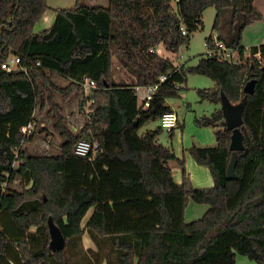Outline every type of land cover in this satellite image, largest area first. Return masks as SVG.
Masks as SVG:
<instances>
[{"label":"trees","instance_id":"trees-1","mask_svg":"<svg viewBox=\"0 0 264 264\" xmlns=\"http://www.w3.org/2000/svg\"><path fill=\"white\" fill-rule=\"evenodd\" d=\"M84 1L56 10L54 25L35 34L47 0H0V264H237V256L264 264V44L250 48L246 65L204 56L187 71L159 51L163 46L175 54L189 45L204 12L215 8L213 31L244 58L245 30L264 20L257 0H109L108 7ZM12 57L26 71L2 70ZM114 57L134 82L114 80ZM187 73L215 82L214 89L198 91L202 100L221 106L222 92L232 104L247 98L236 181L227 178L232 132L221 108L198 121L220 129L217 146L190 149L210 169L212 188L192 186L184 161L159 143L162 128L140 134L173 111L167 100L180 97ZM163 75L167 80L144 109L135 88L158 84ZM55 76L69 81L66 93L84 94L80 83L96 82L79 104L85 114L91 101L88 122L75 134L52 105L61 153L33 155L22 147L35 133L25 140L21 129L36 124V109L45 106ZM252 80L255 93L248 95L244 88ZM84 139L98 143L96 160L74 154ZM171 161L182 168L181 184ZM18 178L21 191L12 188ZM191 202L209 209L187 223ZM50 218L66 239L62 251L50 248ZM86 235L94 248L85 249Z\"/></svg>","mask_w":264,"mask_h":264},{"label":"rangeland","instance_id":"rangeland-1","mask_svg":"<svg viewBox=\"0 0 264 264\" xmlns=\"http://www.w3.org/2000/svg\"><path fill=\"white\" fill-rule=\"evenodd\" d=\"M70 4V2L64 1L58 8H62L63 6L68 7ZM173 6L175 13L178 14L176 1L173 2ZM256 6L264 14V0H257ZM56 10L54 8L51 11L56 12ZM215 17L216 9H207L202 16L203 26L192 36L189 45H183L179 52L175 54L166 52L165 48L160 46V54L169 58L175 66L185 71L191 67H195L199 63L200 58L207 56V38L211 35H216V32L212 29ZM38 26L40 25L35 26L34 33L40 32L38 31ZM242 44L247 49V55L243 60V63L246 65L247 59L250 58V48L264 44V20L252 24L245 30ZM113 77L116 82L123 81L129 84L134 82V78L120 65L116 57L113 58ZM52 81L54 87L45 94V106L42 108L39 104L35 112V136L22 147V149H26L28 153L33 155L48 156L61 153L63 139L54 126L55 119L54 112L51 111L52 105L60 109L67 128L75 134L88 122V114H82L79 110V104L84 94L77 92V90L72 93H66L69 81L64 78L55 76L52 78ZM215 86V82L207 76L187 73L186 82L182 85L180 91V97L167 100V103L177 114L178 126L172 133L161 129L158 135L159 143L169 148L177 159L184 161L186 173L191 180L192 186L196 189L212 188L215 184L210 169L199 165L190 153V149L194 146L201 148L217 146L216 134L220 129L205 127L198 123V121H201L205 117H211L217 109L222 108L220 105H216L208 100H202L198 94L199 90L214 89ZM50 95L52 96L51 103L47 100ZM159 128H161L160 121H151L141 129L140 134L143 135L150 130L156 131ZM15 166H18V162L15 163ZM170 166L176 182L181 184L183 174L178 161H171ZM23 186L20 178L16 179L12 184L13 190L17 191L23 190ZM208 209L209 207L206 205L189 203L185 215L186 222L192 223L202 219ZM83 244L85 249H87L86 246H92L87 236L84 237ZM236 263L257 264L243 256H237Z\"/></svg>","mask_w":264,"mask_h":264},{"label":"built area","instance_id":"built-area-1","mask_svg":"<svg viewBox=\"0 0 264 264\" xmlns=\"http://www.w3.org/2000/svg\"><path fill=\"white\" fill-rule=\"evenodd\" d=\"M185 35V31L183 32ZM208 48L207 57L217 58L221 62H228L236 66L243 65V60L239 54L238 49L233 47H228L224 42L218 39V36H214L213 44H206ZM258 62L262 64V59L260 54L256 55ZM247 59V58H246ZM39 65V64H38ZM2 70L11 73L16 70L26 71V68L20 66V60L17 57L10 58L6 63L2 65ZM167 76L163 75L159 78V83L148 87H136L135 91L140 99L139 104L144 108H149L154 96L159 92L161 83L167 80ZM80 85L84 89V97L88 98L91 91L96 88V82L91 79H85ZM91 101H88L83 111L87 114L90 112ZM88 118V116H87ZM160 125L162 129L172 132L178 126V117L174 112L166 113L160 119ZM24 139L27 140L36 131V124L34 122L29 123L21 129ZM24 140V141H25ZM101 151L97 142L84 139L77 143L74 149V154L78 157L87 159L89 161H94L100 155Z\"/></svg>","mask_w":264,"mask_h":264},{"label":"water","instance_id":"water-1","mask_svg":"<svg viewBox=\"0 0 264 264\" xmlns=\"http://www.w3.org/2000/svg\"><path fill=\"white\" fill-rule=\"evenodd\" d=\"M256 80L248 82L244 88V92L248 95H253L255 93ZM221 109L226 122V127L228 131L232 132L230 150L233 152L231 161L228 165L227 178L230 181L237 180L236 167L238 163V152L244 151V141H243V113L247 102V98L239 104H232L227 98L225 93H221ZM49 232L51 237L50 248L53 252L62 251L66 247V239L64 238L62 231L57 227L52 220L48 221Z\"/></svg>","mask_w":264,"mask_h":264},{"label":"crops","instance_id":"crops-1","mask_svg":"<svg viewBox=\"0 0 264 264\" xmlns=\"http://www.w3.org/2000/svg\"><path fill=\"white\" fill-rule=\"evenodd\" d=\"M64 1L70 2L71 4L68 7L63 6L62 8H58V7H60V5ZM84 2L88 6H102V7H108L109 6V0H85ZM76 3H77V0H57L56 2H55V0H47V5H48L49 9L44 13L42 19L37 24V25H40V26H38L39 27L38 31L42 32V31L48 30L54 25L55 20H56V12H52L51 10H54V8H56L57 10H60V9H71V8L75 7ZM39 33H35V34H39ZM172 112H174L176 114V112L174 110ZM92 212H93V209L90 210V212L88 213L87 217L85 218V221H84L85 223L88 220V218L90 217L89 215L92 214ZM86 236L89 238L88 235H86ZM90 242H91L92 246H86V248H88V247L89 248H94V244L91 241V239H90ZM102 264H107V263L104 262Z\"/></svg>","mask_w":264,"mask_h":264}]
</instances>
